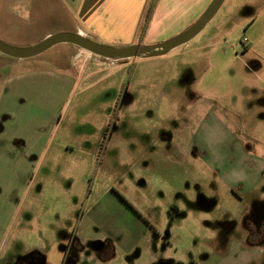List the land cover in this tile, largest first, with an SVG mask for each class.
Instances as JSON below:
<instances>
[{"label":"rangeland","instance_id":"1","mask_svg":"<svg viewBox=\"0 0 264 264\" xmlns=\"http://www.w3.org/2000/svg\"><path fill=\"white\" fill-rule=\"evenodd\" d=\"M107 1L130 7V15L110 13L103 3L109 27L88 30L92 41L126 47L173 38L146 37L147 10L154 13L160 0ZM89 2L0 0V39L27 48L77 33ZM140 13L132 29L129 19ZM257 62L264 65V0H226L200 34L164 56L109 62L71 44L26 60L0 53L1 128L17 131L23 123L18 133L28 135L34 122L49 137L31 172L14 180L27 188L14 233L40 250L26 253L19 242L4 260L5 242L2 264H25L29 255L34 264H198L206 255L220 262L213 241L231 233L226 224L233 226L230 218L247 204L223 183L241 173L233 161L264 156ZM64 72L75 83H62ZM16 75L40 87L16 95L21 115L6 114V79ZM225 168L223 178L218 171Z\"/></svg>","mask_w":264,"mask_h":264},{"label":"crops","instance_id":"2","mask_svg":"<svg viewBox=\"0 0 264 264\" xmlns=\"http://www.w3.org/2000/svg\"><path fill=\"white\" fill-rule=\"evenodd\" d=\"M196 1L160 0L146 32L147 39L149 41H159V39L175 37L193 25L212 0ZM103 3L110 13L130 15V7H119L118 9V6L112 5L107 0H90L88 5L86 3L84 11L85 18L83 23H85V29L80 27L76 32L88 37L89 31L101 33L103 30H100V26L105 25V27H109V21H103L99 12L100 8L98 7ZM140 12L142 13V10ZM141 13L136 15L135 18L129 19L132 21L129 27L132 26V29L137 27L141 20ZM118 19L120 21L119 27L122 28L123 25L121 23L123 19ZM258 58L262 59V57ZM256 64V70L252 71L254 73L253 76L262 79L264 77V65L258 62ZM34 73L43 75V72L40 73L39 71ZM64 73L66 74H64L65 76H60L62 83H72L73 81L75 83L74 77L69 72ZM22 77L16 75L6 79L7 83L10 84L7 88L9 92H7L6 105H9V107H6V114H9L8 112L11 111L14 113L17 111V114L21 115L19 113L21 106L14 103L16 95H23L24 93L33 94L34 90H40V87L35 89L27 83L21 84L20 80H22ZM256 93L255 95H263L264 90L257 89ZM39 95L40 100L47 101L43 94ZM29 123L31 128L27 132L28 135L18 133V131H25L23 123L18 124L19 127H16L17 131L5 130L7 129L6 124L4 128L0 126V175H5L9 179L7 183L0 184V247L5 242L7 243V252L4 260L8 259L10 250L19 242L23 243L26 253H32L33 249L40 250V248L28 245L26 239L21 237V232L18 231V234L16 233L15 235V226L13 227V224H16V220L21 219L17 216V213L27 189L22 180L20 184L14 180L17 179V175L20 173L26 174L31 172L32 167L35 166L33 158L35 157L36 159V157L42 155L49 141V137L43 134L42 128L38 123ZM31 131L34 134L30 133ZM247 149L250 150L251 148L248 146ZM244 157L243 159L245 160ZM231 166L234 167L233 170H241V173L232 175L233 180L230 182L223 181V184L233 192L236 199L241 202L246 201L247 204H244L246 208L240 216H232L230 218L229 221H234L235 223L233 226L226 224L229 226L228 230H231V233L219 240L213 241L212 252L220 259V262L215 264H264V156L258 154L250 156L246 164L235 160ZM226 170L227 168L224 169V173H221V170H219L218 174H223L222 177L226 178ZM257 201L259 202L257 203ZM253 207L255 208L252 210ZM254 213L256 214L254 215ZM19 222L18 225L21 228L28 227L25 226L26 224L22 220ZM23 263L34 264L30 255L23 260ZM0 264H2V258H0ZM44 264L47 263L44 262ZM198 264L213 263L210 262V255H206Z\"/></svg>","mask_w":264,"mask_h":264},{"label":"water","instance_id":"3","mask_svg":"<svg viewBox=\"0 0 264 264\" xmlns=\"http://www.w3.org/2000/svg\"><path fill=\"white\" fill-rule=\"evenodd\" d=\"M226 0H213L203 15L181 34L152 46L109 47L96 43L81 33H59L46 37L41 42L27 48L15 47L0 39V53L10 58L26 60L35 58L61 44H71L82 51L91 53V56L109 62H118L131 59H146L164 56L176 48L186 45L200 34L213 20Z\"/></svg>","mask_w":264,"mask_h":264},{"label":"trees","instance_id":"4","mask_svg":"<svg viewBox=\"0 0 264 264\" xmlns=\"http://www.w3.org/2000/svg\"><path fill=\"white\" fill-rule=\"evenodd\" d=\"M153 15V7H150L146 13V22L150 21Z\"/></svg>","mask_w":264,"mask_h":264},{"label":"built area","instance_id":"5","mask_svg":"<svg viewBox=\"0 0 264 264\" xmlns=\"http://www.w3.org/2000/svg\"><path fill=\"white\" fill-rule=\"evenodd\" d=\"M244 43H248V39L245 38V39H244Z\"/></svg>","mask_w":264,"mask_h":264},{"label":"bare ground","instance_id":"6","mask_svg":"<svg viewBox=\"0 0 264 264\" xmlns=\"http://www.w3.org/2000/svg\"><path fill=\"white\" fill-rule=\"evenodd\" d=\"M87 52V51H86ZM87 53H89L90 55H91V53L90 52H87Z\"/></svg>","mask_w":264,"mask_h":264}]
</instances>
